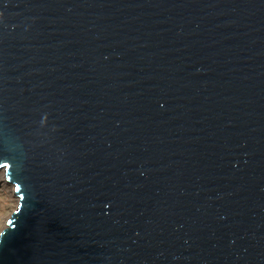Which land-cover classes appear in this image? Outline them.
<instances>
[{
  "label": "water",
  "instance_id": "95a60500",
  "mask_svg": "<svg viewBox=\"0 0 264 264\" xmlns=\"http://www.w3.org/2000/svg\"><path fill=\"white\" fill-rule=\"evenodd\" d=\"M0 264H264V0H0Z\"/></svg>",
  "mask_w": 264,
  "mask_h": 264
},
{
  "label": "bare ground",
  "instance_id": "6f19581e",
  "mask_svg": "<svg viewBox=\"0 0 264 264\" xmlns=\"http://www.w3.org/2000/svg\"><path fill=\"white\" fill-rule=\"evenodd\" d=\"M18 197L15 192V187L7 181L5 172H0V233L6 228L8 219V211L17 208ZM3 229V230H2Z\"/></svg>",
  "mask_w": 264,
  "mask_h": 264
},
{
  "label": "rangeland",
  "instance_id": "374dc122",
  "mask_svg": "<svg viewBox=\"0 0 264 264\" xmlns=\"http://www.w3.org/2000/svg\"><path fill=\"white\" fill-rule=\"evenodd\" d=\"M17 206H18V204H17ZM15 210H16V207L13 208V211H12V209H11V211L9 210L8 213H7V215H9V216L11 217L12 213H13ZM0 228H2V227H0ZM2 230H3V229H2Z\"/></svg>",
  "mask_w": 264,
  "mask_h": 264
}]
</instances>
